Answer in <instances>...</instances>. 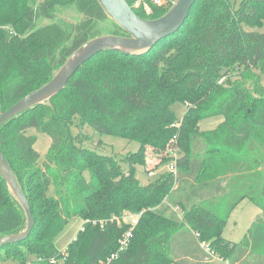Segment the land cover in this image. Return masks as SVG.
I'll return each mask as SVG.
<instances>
[{
  "label": "trees",
  "instance_id": "obj_1",
  "mask_svg": "<svg viewBox=\"0 0 264 264\" xmlns=\"http://www.w3.org/2000/svg\"><path fill=\"white\" fill-rule=\"evenodd\" d=\"M65 1L0 0L2 111L49 81L88 39L126 35L96 0H70L82 14L77 23L37 26ZM126 1L151 19L174 0H145L150 12L143 1ZM234 3L195 0L183 24L147 52H99L48 102L0 126L1 150L34 217L25 240L0 247V264H264V32L245 28L263 25L264 0ZM174 103L187 105L181 118ZM215 116L224 118L218 128L199 130L202 119ZM85 125L139 147L123 157L98 152L84 145ZM29 128L50 137L41 162ZM175 135L177 146L169 144L178 148L175 172L141 184L136 164L145 163L146 147L161 153ZM166 153L162 163L172 160ZM183 186L177 201L174 191ZM245 198L261 211L232 242L223 229ZM125 211L140 215L127 247L109 261L130 228L114 220ZM76 216L81 229L59 252L54 238ZM25 227V213L0 174V235Z\"/></svg>",
  "mask_w": 264,
  "mask_h": 264
},
{
  "label": "water",
  "instance_id": "obj_2",
  "mask_svg": "<svg viewBox=\"0 0 264 264\" xmlns=\"http://www.w3.org/2000/svg\"><path fill=\"white\" fill-rule=\"evenodd\" d=\"M107 17L126 35L102 34L88 39L76 48L55 71L49 81L27 93L4 111L0 108V126L20 112L48 102L64 89L75 71L94 55L105 50H117L130 55L147 52L159 40L174 33L185 21L195 0H174L168 10L157 18H144L135 13L126 0H96ZM0 174L26 216L24 230L0 235V247L25 240L34 226L29 201L0 146Z\"/></svg>",
  "mask_w": 264,
  "mask_h": 264
},
{
  "label": "rangeland",
  "instance_id": "obj_3",
  "mask_svg": "<svg viewBox=\"0 0 264 264\" xmlns=\"http://www.w3.org/2000/svg\"><path fill=\"white\" fill-rule=\"evenodd\" d=\"M231 1L235 2L234 5L238 7L242 0H231ZM81 19H82V14L76 9V7L70 2V0H67L63 4H60L56 7L55 16L53 19L40 18L37 21V26L46 25L51 22L66 26L70 23H77ZM245 28L256 29L261 32H264V21L261 27L249 25V26H245ZM261 80L264 83V75H261ZM172 107L177 113V116L179 118L182 117V115L187 109V105L181 103H174ZM223 120L224 118L221 116L202 119L199 122V130L209 131L218 128L223 123ZM73 131L77 133L80 130L74 128ZM81 131L83 134H86L89 138L84 142V145L96 149L98 152L104 154H115L119 157H123L128 152L136 151L139 147V142L135 140H128L126 138H122L112 134L99 133L95 131L92 127L87 125L83 126ZM26 133L37 135V142L34 148L39 153L40 155L39 161L41 162L50 144V137L45 133H36V131L33 128H29L26 131ZM171 143L175 145L177 144V135L170 138L169 141H167L163 147L164 149L163 152L161 153L167 152L166 154L172 156V160L167 161L165 163L161 162L160 152H155L152 146L150 145L146 147L147 149L145 152V159H144L145 163L136 164V176L141 184H145L148 181L156 178L162 172L168 170L170 163L172 161L174 162L175 156L178 155L177 153L178 148L177 147L176 149L169 148V144ZM149 172H153V173L150 174ZM51 192L52 189L49 190V193ZM185 192H186V186H183L174 191V196L177 199V201L183 198ZM170 207L172 210L175 209L178 212V214L182 216V211L179 207H175V206L173 207L172 205ZM260 211H261L260 208H258L249 199L246 198L243 199L232 210L231 215L229 216L226 225L224 226L223 236L231 240L239 241L240 238L244 236L247 229L251 225L252 220ZM82 223L83 220L81 217L78 216L73 217L72 219L69 220L68 223L65 224L63 229L55 236L54 246L59 252H64L66 250L68 245L73 241L78 231L81 229ZM219 244H229V243L221 241ZM57 264H63V263L62 261L59 260L57 261Z\"/></svg>",
  "mask_w": 264,
  "mask_h": 264
},
{
  "label": "built area",
  "instance_id": "obj_4",
  "mask_svg": "<svg viewBox=\"0 0 264 264\" xmlns=\"http://www.w3.org/2000/svg\"><path fill=\"white\" fill-rule=\"evenodd\" d=\"M143 1V8L146 12H150V6L147 4V2H145V0H138L135 5H139V3ZM154 3L157 4H161L162 0H151ZM175 163L172 161L170 163V166L168 168V170L175 172ZM150 174H152L153 172H149ZM140 214L137 213H131L128 211L123 212V214L120 217H115L114 220L117 221L118 224L120 223H128L130 228L123 233L122 237L119 239V248L116 252L112 253L109 257L108 260L110 261L111 259L117 257L118 253L122 250H124L127 245H128V239L131 236L132 233V229L134 227V225L137 223L138 221V217Z\"/></svg>",
  "mask_w": 264,
  "mask_h": 264
},
{
  "label": "crops",
  "instance_id": "obj_5",
  "mask_svg": "<svg viewBox=\"0 0 264 264\" xmlns=\"http://www.w3.org/2000/svg\"><path fill=\"white\" fill-rule=\"evenodd\" d=\"M260 213V212H259ZM231 215V214H230ZM226 238V237H225ZM242 238V237H241ZM240 238V239H241ZM226 239H228V238H226ZM228 240H230V241H232V242H238V241H236V240H231V239H228ZM202 244V246H203V243H201ZM205 248V247H204ZM206 249V248H205ZM214 260H218V258L216 257V256H213L212 257ZM172 264H176V263H172Z\"/></svg>",
  "mask_w": 264,
  "mask_h": 264
}]
</instances>
